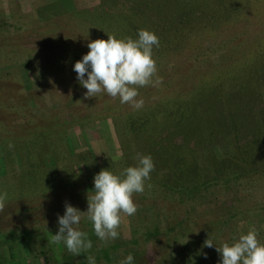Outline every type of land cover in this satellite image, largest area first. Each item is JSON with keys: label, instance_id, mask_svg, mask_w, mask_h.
<instances>
[{"label": "rangeland", "instance_id": "1", "mask_svg": "<svg viewBox=\"0 0 264 264\" xmlns=\"http://www.w3.org/2000/svg\"><path fill=\"white\" fill-rule=\"evenodd\" d=\"M107 1L110 5L116 2L118 10L130 5L128 2L120 7L118 0H0V128L3 127L0 142L4 145L0 146V160L5 161L4 156L13 157L11 161H5L11 164L9 168L7 163H1L0 182L7 174L15 180L12 189H0V195L14 201L9 214L12 222L24 221L28 223L26 226L43 223L58 230V216L64 214L66 203L86 212L88 197L93 194L88 188L94 186L96 170L100 172L117 165L126 168L134 162L141 151L133 153L132 148L135 145L137 150L141 145L132 141L133 134L127 129L132 124L138 128L144 123L148 129L160 131L155 132L156 140L170 144L169 149L176 151L177 159L184 151H188V157L191 153L199 156L196 160L199 174L197 170L196 174L189 171L182 158L175 166L172 160L171 166L161 160L153 173V189L145 192L146 200L149 197L156 204L153 207L142 205L133 216L121 213V224L117 229L119 238L100 241L98 245L115 244L114 254L123 259L131 253L134 264H195L194 257L190 261L184 255L176 262L172 259L178 256L177 245L183 246L189 239L197 237V245L193 247L200 254L199 264H220V253L215 246H205L206 239L220 247L255 227L258 240L264 244V204L248 211L258 198H264V180L249 183L237 180L235 175L229 176L237 166L242 167L246 175H251L256 169L253 168L255 157L248 158L244 152L235 159L237 152L233 149L224 152L222 147L234 142V149L238 151L255 141L252 115L247 109L241 110L239 104L244 103L245 91L242 90L246 85L251 93L245 101L253 110L264 109V88L259 84L264 80V0H252L253 3L251 0H223L226 3L224 13L229 17L214 16L218 4L200 0L206 1L198 12H207L202 20L208 21L204 24L209 25L207 32L197 34L194 43L184 42L180 49L170 52L160 73L163 82L155 86L148 99V103L155 101L162 105L168 99L180 97L185 86L188 95L195 94L194 89H200L195 100L203 104L190 101V105L193 103L194 109L203 108L213 131L218 128L220 133L219 138L215 134L207 135L205 139L190 131L187 135L174 130L170 133L168 128L157 130L163 114L150 118V113L145 117L149 107L136 110L130 104L120 103L119 97L113 98L106 93L85 96L87 89L77 80L74 63L89 51L87 44L90 41L107 40L108 35L121 39L120 33L124 35V30L110 28V25L103 26L104 23L98 22L97 26L92 19L96 17L91 18L86 12L111 9ZM142 2H138L140 7ZM84 11L85 14L80 16ZM198 51L202 54L193 58ZM216 59L219 67H214L217 70L214 78L210 66ZM201 74L207 78H199ZM214 80L218 84L209 88ZM255 90L256 93L259 91L257 95ZM229 97L234 99L231 108L225 102ZM148 118L153 120L143 121ZM233 119L249 122L251 127L243 124L249 129L244 134L239 132L236 138L234 133L240 128L231 127ZM259 123L263 126L260 130L262 140L264 117ZM205 132L202 129V135ZM9 143L17 149L6 155L5 145ZM230 146L233 145L225 147ZM25 174L33 176L31 187L21 176ZM65 176L72 177L76 188L58 191L62 186L57 180L61 181ZM164 176L174 189L158 185V180L162 182ZM225 177L229 182H224ZM204 182H209L205 188L201 186ZM199 186L200 189L195 191ZM54 187L57 192L50 194ZM240 193L250 197L249 201L241 206L238 216L224 223L226 214H235L233 208L239 204L236 200ZM135 195L132 199L136 203ZM44 197H48V206H44ZM83 220L80 225L84 224V227L80 230L87 232L90 239V235L99 239L92 223ZM149 229L162 233L157 240H142L141 235ZM168 230L171 233L165 235L163 232Z\"/></svg>", "mask_w": 264, "mask_h": 264}, {"label": "trees", "instance_id": "2", "mask_svg": "<svg viewBox=\"0 0 264 264\" xmlns=\"http://www.w3.org/2000/svg\"><path fill=\"white\" fill-rule=\"evenodd\" d=\"M107 2L110 5V1H107ZM128 2L130 3V5H128L126 7L127 9H124V10H118L115 6L116 5V2H115L113 5H110L111 9L107 11L106 10H103V11L102 10L100 11H96V10L87 11L86 10V12L90 13L91 18L92 16L96 17L92 19L97 24V26L99 22L101 25L104 23L103 26L110 25V28L115 27L117 29L119 28L121 30H124V35H121L120 33L121 39H124V37L125 38L132 37L135 39L140 29H146V30L154 32L158 36L159 41H160L159 47L153 48V59H155L157 63L158 76H160V73L163 71L161 69L164 68L167 60L169 59L170 52L177 51L178 48L180 49L181 44H183L184 42L194 43L196 37L198 36L197 34L201 32H207L206 30H208L209 25L204 26L205 22H208V21L207 20L202 21V20H205L203 16L207 14V12H204V13L198 12L201 8L200 6H202L203 3H206V1L201 2L200 0H168V2H164V0H157L156 2L157 4L156 3L149 4L148 1L142 2L141 0L140 1L139 0H118L117 4H120V7H121L122 4L125 5ZM138 2H142L144 4H142L140 7V4ZM214 2L218 4V6H216L215 11L213 12L214 16H216V14L223 15L224 17L226 15L228 17L230 16L228 13L227 14L224 13V10L226 8L225 1L223 0H220V1L210 0L209 1V3L213 5H214ZM112 8H116L120 12L119 15L112 14V12H118L116 11V9H112ZM154 13H156L157 15ZM84 14H85V11L79 15L81 16ZM208 20H211V19H208ZM208 32H212V31H208ZM89 37L91 39L92 35L90 34ZM200 54H202V52L198 51L194 55L193 58L199 56ZM216 61L217 59L213 61V63L210 66V68L213 69V73L217 72V70H214V67L215 68L219 67ZM215 76H216V73L214 74L213 77L215 78ZM203 77H204V74H201L199 76V78H203ZM204 78H207V77H204ZM259 82H260L259 84H263L262 88H264V80H261ZM217 84H218V81L214 80L211 82V85L209 86V88ZM185 87H184V92L181 93L180 97L173 99V100L168 99L164 102V104L162 103V105H160L161 103L159 104L155 103V101L148 103V99L151 98V92L155 89V86L152 87V85H149V86L140 88V97L138 98H143L144 107L145 106L149 107L148 111H146L147 113H145V117L149 116L150 113L152 114V116H149L150 118L154 116H159L158 113L163 114L162 116L163 118L159 122L158 124L159 128L157 130L162 131L168 128V131L170 133H173V130H174L176 133L182 132L187 135H188V131H190L192 135H199L200 138H203V139H205L207 135L215 136V134H217L219 138L220 133L218 131V128H216L215 130L216 132L213 131V127L211 126L208 118L204 115L203 108L194 109L193 103L190 105V101H194L197 104H203L201 102L198 103L195 100V98L198 96L200 89H194L193 91L195 92V94L188 95L187 91L185 90ZM199 88H202V87L199 86ZM233 89H236V88L234 87ZM248 90L249 88L245 85L244 89L242 90V91H245L243 93L244 95L242 98L244 99V103L239 104V105L241 107V110L246 111L247 109V112L252 115L250 116L251 117L250 120L252 121V123H254V125L252 126L255 130L254 131L256 135L255 141L249 142L247 144L248 147L244 146L246 150L243 147V149L238 148V151H236V149H234L236 147L234 142H231V144H225L222 147H223V150H225L224 152H226L227 150H232V149L235 152H237L235 159L238 158L239 155H242L244 152L248 156V158L255 157L253 168H256V169H254V171L253 170L251 171L250 173L251 175H246L243 171V168L242 167L239 168L238 166L235 169H233V170H236L237 172L235 171V172L229 173V176L235 175V177H238L237 180L239 181L244 180L243 182L253 183L254 182L253 180H261V179L264 180V164L262 162L264 161V158L263 159L261 158L262 156L264 157V136L261 140L260 137L262 136V134L260 133V130H262L263 126L261 123H259L261 121V118L264 117V109L258 111V110H253V108L249 106V103L245 101V100H248V96L251 93V91L249 92ZM232 92H235V90H232ZM255 93H256V90H255ZM258 93L259 91L255 95H257ZM233 101L230 100V97H229L225 101L228 103L227 107L230 106L231 108L232 107L231 105H233L232 103ZM191 107L192 109L190 110ZM186 114L193 115V116H186V117L183 116ZM151 120L153 119L148 118V119H144L143 121L151 122ZM235 120L236 119H233V121H231L230 124H231V127H233L234 129L240 128V130L235 131V133L233 132L235 135L234 137L238 138L239 132H242L244 134V132H246L247 129H249L247 127L249 126L251 127V125L249 122L240 123L239 121L237 120L235 121ZM243 124H245L247 127ZM130 126H133V128L131 127L132 129H130ZM130 126L128 127L127 130H130V133L133 134L132 141L138 142L141 145L140 148H138L137 150H136V146L134 145V148H132L133 153H136L140 150L141 154H145V155L150 154L154 160L155 168L158 167V164L161 160L166 161L168 166H171L170 161L172 160L171 162L175 166V165H178L179 160L182 158L184 159V163H186L189 171H193L194 174H196V170H197V174H199V171H198L199 165L197 164V161H196L197 158L199 159V156H196L194 153H191L192 157L191 156L188 157L186 155L188 151L187 152L184 151V154L183 155L181 154V156L177 159V156L174 155L176 151L174 152L169 149L170 144L165 145L163 143H158V141L156 140L157 135L155 132H160V131H156L154 129H148L144 123L141 124L138 128H136L134 124ZM1 129L3 130V127L0 128V137L3 134V131ZM202 129L206 130L204 135H202L201 133ZM252 131L253 129L250 130V132ZM9 144H12V143H9ZM9 144L5 145V150H7L6 155L9 152H12V151L15 152L16 151L15 149H17L15 148L16 146L9 148ZM227 145L228 146L233 145V146L226 148L225 146ZM0 146H4L2 142H0ZM171 157L173 158L170 159ZM4 159L5 161L8 162V161H11L13 157L11 158V156H9L7 158V156H4ZM5 161L0 160V172L1 170H3L1 163L3 164V162ZM7 162H5V165ZM260 162L262 163L259 166ZM135 163H136V158L134 162H132L129 166H133L135 165ZM9 165L11 164L7 163L8 168H9ZM115 167L118 169H114ZM8 168H6L7 169L6 171H8ZM106 168H108L110 171L116 174H119L124 169L122 168V166H118V165L114 167H106ZM155 168L150 174V177H151L150 180L146 181L145 191L143 193H135L136 194L135 199H136V204H138V209H141V207H143L142 205H145V206L150 205L151 207H153L156 204L155 200L153 199L149 200V197H148L147 199L148 201H147L145 198V192H150V190L153 189L152 182L154 179L153 173L154 171H156ZM221 169L222 167L219 168V171H218L219 174L221 173ZM183 172H186L184 168H183ZM97 173H99V171L96 170L95 174ZM13 175H15V173H13ZM21 176L23 179L28 180L27 185L28 187H31L30 181L33 180V176L31 174H25ZM0 178H1V173H0ZM12 178L11 177L9 178L8 174L4 176L0 182V189H3L5 191H9L10 189H12L11 185H13L15 182V180L13 181ZM70 178L72 177L65 176V178L63 177L61 178V181L57 180L59 183H61V185L60 184L58 185L62 186V188H58V191L65 188L63 189V191L68 192L71 187L76 188V185L74 184L73 180ZM163 179L164 180L162 182L158 180V185H160L164 189L165 187H168V189H174V186L171 183L168 184V182H166L167 177L165 179V176H164ZM223 179H226V177ZM227 179L224 180V182H229V180ZM208 183L209 182H204L203 185L201 186L205 188L208 185ZM48 185H51V184H48ZM148 185H150V187ZM201 186L196 187L195 191L198 190V188L200 189ZM93 188L94 186H91L88 189L93 190ZM56 189L57 188L54 187L53 190H50L51 191L50 194H55L57 192ZM240 194L238 195L239 197H237V200H236V202H239V204H237V206L233 208L235 214H230L231 216H229V214H226V216L223 218L224 223H226L227 220L229 221L230 219L235 218V215L238 216L241 211V206L245 202L249 201L250 197L245 196L242 193ZM81 195L83 194L81 193ZM3 197L5 200V206L3 210L0 211V238H2V240H0V264H89V257H95L96 264H118L119 259L122 260L120 256H116V254H114L113 248H115L116 246L115 244H112V245L104 244L103 246L98 245V242L100 244L101 240L96 239L92 235H90L92 243H93V246L91 249L84 250L83 253H80L78 255H73L72 253H69L66 250V248L63 246V244L54 243L52 240V235L58 232L57 228L46 227L43 223H41L40 225L35 223V225L33 226H26L28 223L24 221L19 220L18 222L16 221L12 222V219L9 217V214L12 211L14 201L10 197L9 198L5 197V195ZM48 197L51 198L50 195ZM48 197L46 198L44 197L45 198L43 202L44 206L49 205V202L47 201ZM260 200L258 198L257 201L254 203V205L250 206V209L248 211L261 208L262 203L264 204V198ZM24 201L26 200H23V202ZM15 206H16V209H18V205H15ZM45 210H47V208H45ZM7 217L9 219H7ZM83 227H84V224L83 225L81 224L79 226V229L83 230ZM161 233H162L161 231H155L154 229H151V230L149 229L143 232V234L141 235L143 236L142 240L147 241V242L151 241L152 239L157 240V237H159ZM163 233L167 235L168 233H171V231L169 232L168 230L167 232H163ZM195 238L196 239H192V238L189 239L188 242L185 243V245L183 246L177 245L175 247L178 250V256L172 259V262H176L178 257L184 255L185 257H187L186 259H188L189 261L191 258L194 257L195 264H199L198 257H200V254L193 247L194 245H197V237ZM190 248L193 250H190Z\"/></svg>", "mask_w": 264, "mask_h": 264}, {"label": "clouds", "instance_id": "3", "mask_svg": "<svg viewBox=\"0 0 264 264\" xmlns=\"http://www.w3.org/2000/svg\"><path fill=\"white\" fill-rule=\"evenodd\" d=\"M159 44L158 36L146 29H140L135 39H118L108 35L107 40L90 41L87 44L89 51L73 65L77 80L87 89L85 96L106 93L113 98L119 97L122 104L142 109L144 100L138 98L139 88L158 86L163 82L153 59V48H158ZM12 147L14 145L9 144V148ZM154 168L150 154L138 153L135 165L124 168L119 174L108 168L95 174L87 211L81 212L66 203L64 214L58 216L59 228L52 235L53 242L63 244L73 255L91 249L93 243L88 233L78 227L82 219L92 223L94 233L101 241L118 239L121 213L135 215L138 204L133 201V194L145 191L146 181L150 180ZM4 206V197L0 196V211ZM204 245L216 247L221 256L220 264H264V244L258 240L255 227L232 243L224 242L217 247L212 240L206 239ZM134 260L129 253L119 264H134ZM89 264H96L95 257H89Z\"/></svg>", "mask_w": 264, "mask_h": 264}]
</instances>
